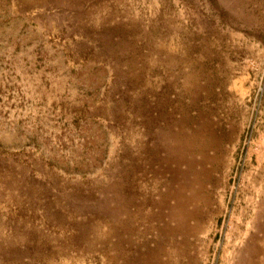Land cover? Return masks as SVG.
<instances>
[{"label": "rangeland", "instance_id": "rangeland-1", "mask_svg": "<svg viewBox=\"0 0 264 264\" xmlns=\"http://www.w3.org/2000/svg\"><path fill=\"white\" fill-rule=\"evenodd\" d=\"M0 264H264V0H0Z\"/></svg>", "mask_w": 264, "mask_h": 264}]
</instances>
